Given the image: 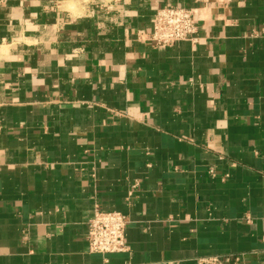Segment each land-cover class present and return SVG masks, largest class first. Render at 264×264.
Listing matches in <instances>:
<instances>
[{"label": "crops", "instance_id": "crops-1", "mask_svg": "<svg viewBox=\"0 0 264 264\" xmlns=\"http://www.w3.org/2000/svg\"><path fill=\"white\" fill-rule=\"evenodd\" d=\"M64 2L0 0V264H264V0ZM165 4L194 40L152 42Z\"/></svg>", "mask_w": 264, "mask_h": 264}, {"label": "built area", "instance_id": "built-area-1", "mask_svg": "<svg viewBox=\"0 0 264 264\" xmlns=\"http://www.w3.org/2000/svg\"><path fill=\"white\" fill-rule=\"evenodd\" d=\"M88 1V0H87ZM104 6L102 2H96ZM92 3V4H96ZM197 33L193 9L165 4L158 6L152 16L150 39L157 46H170L180 40H194ZM125 214L116 210L95 209L87 223V245L92 253H114L126 251L127 225ZM238 257L226 255L210 256L202 259L204 264H238Z\"/></svg>", "mask_w": 264, "mask_h": 264}, {"label": "rangeland", "instance_id": "rangeland-1", "mask_svg": "<svg viewBox=\"0 0 264 264\" xmlns=\"http://www.w3.org/2000/svg\"><path fill=\"white\" fill-rule=\"evenodd\" d=\"M87 1V0H84ZM78 0H65L64 4L67 8H74L78 4Z\"/></svg>", "mask_w": 264, "mask_h": 264}]
</instances>
